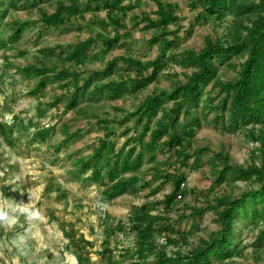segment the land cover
Returning <instances> with one entry per match:
<instances>
[{
  "label": "rangeland",
  "instance_id": "rangeland-1",
  "mask_svg": "<svg viewBox=\"0 0 264 264\" xmlns=\"http://www.w3.org/2000/svg\"><path fill=\"white\" fill-rule=\"evenodd\" d=\"M158 2L173 4L178 19L168 28L176 32L168 37L176 40L170 56L200 52L209 39L224 45L241 42L248 26L260 18L257 11L243 15L237 9L221 17L208 16L201 3L193 9L190 0H128L126 10L111 15L103 0L94 1L93 9L87 7L90 0H36L27 9L18 0L0 1V14L5 11L0 20V213L5 217L0 219V264H132L139 237L133 227L144 206L152 216L164 218L155 226L157 242L164 245L168 234L175 238L181 232L189 243L182 247L186 253L220 230L211 207L259 188L255 178L244 181L231 173L217 182L219 175L213 165H218L219 172L227 159L237 167H247L253 160L259 165L263 152L261 143L251 138L250 128L233 129L230 122L226 125L219 119L224 116L228 121L230 115L221 110L226 95L220 94L215 81L205 86L200 108L193 107L187 114L185 109L180 124L172 128L181 134V128L193 123L192 117L202 120L186 149H179L182 156L163 148L167 137L161 139L156 152L146 150L143 167L127 174L140 178L134 190L108 199L104 194L110 185L107 179L95 182L92 172L79 174V160H87L101 140H110L116 151L134 146L132 140L144 131L145 123L133 114L148 97L173 92L196 71L169 61L158 80L137 93L130 92L137 69L128 67L124 59L133 57L148 66L161 54L162 45L151 40L157 35L162 39L165 29L148 27L159 21ZM61 4L80 7L82 13L64 25L44 26L42 13L53 14ZM113 19L120 25L112 23ZM22 23L28 26L20 39L13 40L9 26ZM117 31L123 39L103 56L100 37L113 38ZM90 41L94 43L82 47L89 56L87 63L68 61L63 51ZM245 60L246 56H234L219 64L218 78L226 83L235 81L236 68ZM112 61L117 62L113 73L103 79L94 77ZM29 66L52 74L69 70L79 79L68 86L73 77L58 81L51 74L47 88L34 95L39 79L23 73ZM152 71L150 67L145 74ZM112 81L127 84L121 98L111 99L109 94L94 97L96 86ZM73 98L78 106L68 109ZM173 105L170 102L160 109L146 144L152 131L167 125L162 120L163 110ZM47 129L50 132L43 139L39 133ZM185 152L189 160L184 159ZM171 175L181 177L183 194L169 206L166 202L174 192ZM205 209L195 217V212ZM146 226L144 223L142 230ZM263 231L264 217L256 223L239 221L236 232L243 254L214 264H264V245L259 240Z\"/></svg>",
  "mask_w": 264,
  "mask_h": 264
},
{
  "label": "trees",
  "instance_id": "trees-1",
  "mask_svg": "<svg viewBox=\"0 0 264 264\" xmlns=\"http://www.w3.org/2000/svg\"><path fill=\"white\" fill-rule=\"evenodd\" d=\"M1 1V0H0ZM22 4L23 9L36 4V0H18ZM94 1L90 0L89 9H93ZM128 0H103V7L111 15L114 12L126 10L124 4ZM191 7H197V3H201L204 11L208 16L217 15L221 17L224 12L237 9L240 14L246 15L257 11L260 18L254 21L251 26H248V34L246 38L234 44L224 45L218 41L208 40L205 48L200 52L184 51L178 55H168L176 40L169 41L170 35H175L176 32H169L170 25L176 23L175 6L173 4H164L158 2V13L160 15L158 22H150L149 28L161 30L162 39L157 35L151 40L152 44L162 45L160 56L148 66L142 61L136 60L133 57L124 59V62L130 68L137 69V76L132 80L130 92L137 93L145 89L148 85L159 79L160 72L169 63L174 61L181 66L195 68L196 71L188 78V82L179 85L171 93L162 92L154 96H150L140 106L139 110L133 115L137 120L144 124V131L137 135L132 140L134 146L128 151H116L115 144L108 139L100 141L98 147H95L92 155L87 159L79 160L82 166L79 174L82 175L88 171L92 172V178L95 182H104L107 179L110 185L104 189V194L108 199H115L134 190L140 184L139 177H128L129 172H135L143 167L145 161L146 150L154 153L158 149V143L161 139L167 137L164 141L163 148L175 151L179 156H182V151L187 141L193 140L196 134V127H201L202 120L199 117H192L193 123L188 122L181 128V134L174 133L173 127L180 124L183 111L188 109L185 114L190 113V110L195 107L200 108L203 98L204 88L212 81H215V86L220 88V94L226 95L221 103V110L224 113H229L230 118L225 120L221 116V121L226 125L230 122L233 129L250 128V136L253 140L260 142V150L263 152V161L257 164L256 160L247 167H237L230 164L229 159L225 160L224 169L218 171V165H213L214 172L219 175L217 182L226 178L228 173L236 175L238 179L248 181L255 178L259 184V188L247 191L242 196L235 198L220 200L218 206L211 207L216 212V222L219 224L220 230L213 232L208 240H201L200 244L188 252H183V246H188V240L183 233H178L174 238L171 234L166 236L165 244L161 245L155 239V226L162 221L163 217H154L150 214V210L146 206L137 213L134 229L138 232L137 248L135 258L132 264H214L216 261H226L241 256L243 250L240 249L237 238L236 227L239 221L253 222L264 217V0H260L258 4L247 3V0H190ZM1 7V5H0ZM80 7L61 4L53 14L46 12L42 13L41 23L48 27H57L66 24L72 17L81 15ZM0 14L3 18V15ZM112 23L120 25L116 20ZM28 25L11 24L13 40H18L24 33ZM108 28V26L106 25ZM106 28V29H107ZM123 36L120 31L115 33L113 38L106 39L100 37L104 48L101 52L103 56L108 55L115 50L120 44ZM94 43L92 41L69 46L63 51L69 62H75L76 65H82L89 60L88 54L82 48L86 44ZM3 42L0 40V47ZM234 56H246V60L239 63L236 68L238 71L237 79L233 82H223L218 78V65L224 64L233 59ZM100 54L97 55L99 59ZM116 61L110 62L103 72H97L94 77L103 79L105 76L113 73ZM237 66V65H236ZM153 68L150 74H145L149 68ZM23 73L28 77H36L39 79L36 84L33 94L39 95L42 90L46 89L51 82V72L45 68L29 66L23 68ZM54 79L58 81H68V86L76 85L79 75L69 70H63L59 73H53ZM75 77V78H74ZM91 81V78H90ZM127 91L125 82L112 81L108 84L96 86L94 97L105 96L109 94L111 99L121 98ZM173 102L172 108H164L162 120L167 121V125L159 126L158 129L152 131L151 139L148 144L145 143L146 138L152 130L154 119L158 116L160 109L167 103ZM57 103V100L56 102ZM78 106L76 98L71 99L67 103L68 109H74ZM223 117V118H222ZM224 124V125H225ZM227 129V126H224ZM3 132L4 127H2ZM50 130H43L39 135L45 139ZM6 135V134H5ZM162 148V149H163ZM185 160H189L190 156H184ZM173 180L174 192L169 197L166 204L171 206L173 200L182 196L183 181L181 177L176 175L169 176ZM145 186V185H144ZM203 211L195 212V217L198 214H203ZM144 223H147L145 229L142 230ZM169 229V225L166 226ZM261 246L264 245V231L260 238ZM169 247H174L168 252Z\"/></svg>",
  "mask_w": 264,
  "mask_h": 264
},
{
  "label": "clouds",
  "instance_id": "clouds-1",
  "mask_svg": "<svg viewBox=\"0 0 264 264\" xmlns=\"http://www.w3.org/2000/svg\"><path fill=\"white\" fill-rule=\"evenodd\" d=\"M5 217H4V215H3V213H0V219H4Z\"/></svg>",
  "mask_w": 264,
  "mask_h": 264
}]
</instances>
